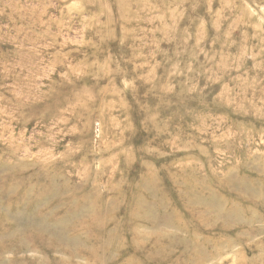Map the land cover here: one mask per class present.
<instances>
[{"label": "rangeland", "instance_id": "1", "mask_svg": "<svg viewBox=\"0 0 264 264\" xmlns=\"http://www.w3.org/2000/svg\"><path fill=\"white\" fill-rule=\"evenodd\" d=\"M134 1L0 0V264H264V0Z\"/></svg>", "mask_w": 264, "mask_h": 264}, {"label": "bare ground", "instance_id": "2", "mask_svg": "<svg viewBox=\"0 0 264 264\" xmlns=\"http://www.w3.org/2000/svg\"><path fill=\"white\" fill-rule=\"evenodd\" d=\"M136 1V0H135ZM134 1V2H135ZM140 1V0H139ZM169 1V0H168ZM170 1H172V0H170ZM175 1V0H174ZM140 2H143V1H140ZM163 2V1H162ZM178 2V1H177ZM122 3V2H121ZM173 3H175V2H173ZM104 4V3H103ZM184 4V3H183ZM119 5V4H118ZM138 5V4H137ZM158 5H159V3H158ZM204 6V5H203ZM141 7V6H140ZM120 8H122V7H120ZM125 8V7H124ZM164 8V7H163ZM135 9V8H134ZM188 9V8H187ZM136 11V10H135ZM154 11V10H153ZM122 12H123V10H122ZM130 12V11H129ZM121 14V13H120ZM145 15V14H144ZM130 16H132V15H130ZM178 17H180V16H178ZM134 18V17H133ZM182 20V19H181ZM129 22V21H128ZM176 23V22H175ZM156 24V23H155ZM126 25V24H125ZM128 25V24H127ZM124 27V26H123ZM150 28V27H149ZM126 30V29H125ZM130 30V29H129ZM158 31V30H157ZM224 31V30H223ZM171 32V31H170ZM186 32V31H185ZM157 33V32H156ZM188 33V32H187ZM207 35V34H206ZM235 36V35H234ZM242 37V36H241ZM161 38V37H160ZM222 42V41H221ZM229 44V43H228ZM130 45V44H129ZM138 46V45H137ZM235 46V45H234ZM101 47V46H100ZM135 49V48H134ZM245 49V48H244ZM149 50V49H148ZM225 51V50H224ZM105 52V51H104ZM141 53V52H140ZM134 54V53H133ZM137 64V63H136ZM138 66V65H137ZM148 70V69H147ZM152 71H154V69L152 70ZM107 72V71H106ZM150 72V71H149ZM148 73V72H147ZM138 74V73H137ZM105 75H107V74H105ZM152 75V74H151ZM149 78V77H148ZM150 79V78H149ZM81 81V80H80ZM114 82V81H113ZM73 83V82H72ZM98 83V82H97ZM53 84V83H52ZM117 85V84H116ZM94 86V85H93ZM108 86V85H107ZM105 87V86H104ZM119 87V86H118ZM90 88V87H89ZM109 88V87H108ZM115 88V87H114ZM52 89V88H51ZM61 89V88H60ZM86 89V88H85ZM46 90V89H45ZM57 90V89H56ZM89 90H91V89H89ZM117 90H118V88H117ZM120 90V89H119ZM122 90V89H121ZM64 91V90H63ZM104 91V90H103ZM110 91H111V89H110ZM78 92V91H77ZM82 92V91H81ZM98 92V91H97ZM73 93V92H72ZM101 93V92H100ZM45 94V93H44ZM59 94H60V92H59ZM72 95V94H71ZM70 95V96H71ZM75 95V94H74ZM56 96V95H55ZM58 96V95H57ZM73 96V95H72ZM50 98V97H49ZM68 98V97H67ZM73 98H76V97H73ZM106 98H107V95H106ZM110 98H111V96H110ZM62 99V98H61ZM70 99V98H69ZM67 100V101H71V100ZM65 100V99H64ZM63 100V102H65ZM59 103L61 102V101H58ZM66 103V102H65ZM63 104L62 102H61V104H63V105H67V104ZM71 103V102H70ZM59 105V104H58ZM57 105V106H58ZM69 105V104H68ZM51 107V106H50ZM54 109V108H53ZM61 110H62V108H61ZM70 111V110H69ZM55 114V113H54ZM69 114H71V113H69ZM57 115V114H56ZM59 115V114H58ZM51 116V115H50ZM55 116V115H54ZM63 116V115H62ZM58 117V116H57ZM42 119V118H41ZM55 120V119H54Z\"/></svg>", "mask_w": 264, "mask_h": 264}]
</instances>
